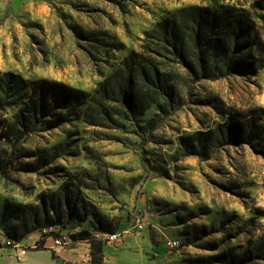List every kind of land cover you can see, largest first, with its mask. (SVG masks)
I'll list each match as a JSON object with an SVG mask.
<instances>
[{"label": "rangeland", "instance_id": "rangeland-1", "mask_svg": "<svg viewBox=\"0 0 264 264\" xmlns=\"http://www.w3.org/2000/svg\"><path fill=\"white\" fill-rule=\"evenodd\" d=\"M251 2L0 0V79L9 73L26 83L54 80L86 93L131 52L152 46L154 27L180 10L249 19L242 27L247 38L232 29L226 39L213 37L219 42L210 43L204 73L196 65L197 77L169 55L158 58L174 75L171 103L158 96L143 115L126 117L125 88L113 79L108 104L119 113L112 119L91 126L78 108L75 116L63 112L56 128L23 134L15 148L32 154L0 174V213L5 206L29 212L47 206L50 194L69 192L70 207L50 211L55 225L39 229L43 235L91 232L85 211L148 234L151 250L121 252L120 244H108L105 264H264V26ZM21 101L2 118L11 120ZM10 148L0 141V150ZM68 212L85 217L78 222ZM167 239L180 246L164 253Z\"/></svg>", "mask_w": 264, "mask_h": 264}, {"label": "trees", "instance_id": "trees-1", "mask_svg": "<svg viewBox=\"0 0 264 264\" xmlns=\"http://www.w3.org/2000/svg\"><path fill=\"white\" fill-rule=\"evenodd\" d=\"M250 9L254 18L264 26V0H252ZM176 15L154 27L152 46H143L141 49L144 53L131 52L122 60L117 73L99 84L91 93L82 92L54 80L38 79L26 83L18 76L3 74L0 79V141L4 140L10 145L11 150L9 153L0 150V174L12 168L21 158L30 157L32 154L15 148L23 134L35 131L39 127L56 128L65 122L63 112L71 111L75 116V111L83 108L82 120L91 126H97L102 120L107 121L112 119L111 116L118 115L119 112L112 111L107 98L109 90L113 88L112 83H115L113 79L119 81V91L125 88L121 101L124 108L122 113L125 112L126 117L135 118L137 115H143L154 105L158 96L167 103L172 101L174 75L169 65L159 62L158 58L171 56L174 62L185 65L189 73L197 77L196 65H199L204 73L207 55L213 53L210 50V43L213 40L219 42V38L213 37L226 39L231 29L237 32L240 38L248 37V32L242 28L246 19L249 20L245 13H239L233 18L227 17L223 11L211 14L208 9L190 7L180 10ZM161 68H166L168 72H160ZM19 99L22 100L21 108L12 119L2 118V112H5L6 108L19 105ZM159 108L162 109V106L159 105ZM24 167L31 168L32 165L25 163ZM49 197L47 206L43 202L40 206L27 208L29 212H16L17 209L25 210L26 207L5 206L6 212L0 213V230L4 236L9 240L21 242L33 231L55 225L56 220L50 215V211L56 215L58 205L69 208L71 196L69 192L63 194L54 192ZM67 216L78 222L85 216H90L91 232L113 234L118 232L121 226L119 218H108L93 211H85L82 218L74 217L69 212ZM91 232L83 231L75 239L88 240L89 264H105L103 255L105 242L95 238ZM40 247L41 242L37 248Z\"/></svg>", "mask_w": 264, "mask_h": 264}, {"label": "crops", "instance_id": "crops-1", "mask_svg": "<svg viewBox=\"0 0 264 264\" xmlns=\"http://www.w3.org/2000/svg\"><path fill=\"white\" fill-rule=\"evenodd\" d=\"M133 230L126 229L122 224L118 233L122 235L123 240L121 241L119 247H122L121 252L136 253L140 250H151L153 248L152 243L149 239L148 234L143 236L139 232L132 233ZM104 232H94L93 236L97 239H102ZM4 236L3 232L0 230V238ZM27 242V243H26ZM41 242V247L32 249V252L25 254L24 258L17 260L13 256V252L7 250L0 245V264H82L89 254L90 244L88 240L82 239H72L71 243L63 250L54 252L52 249V238L51 235H43L41 230H35L28 234L22 241V244L30 245V248L38 246ZM104 247H110L108 244L103 245V255ZM45 252L44 254H42ZM8 255H5V254ZM105 261L106 257L104 256ZM148 261V260H147ZM154 260L144 262L143 264H153Z\"/></svg>", "mask_w": 264, "mask_h": 264}, {"label": "built area", "instance_id": "built-area-1", "mask_svg": "<svg viewBox=\"0 0 264 264\" xmlns=\"http://www.w3.org/2000/svg\"><path fill=\"white\" fill-rule=\"evenodd\" d=\"M137 231L142 229V224H138L136 226ZM52 238V249L54 252L61 251L65 249L72 241V239L61 235H51ZM102 240L106 244H120L122 241V235L118 232L116 233H105ZM164 249L162 251L165 252H171L172 250H175L180 246V242L178 240L174 239H167L163 243ZM0 245L1 247H4L6 249H10L13 252V256L17 260H21L24 258L25 254L27 253L28 250L30 249H36L37 246H34L33 248H30L26 245H23L21 242H15L12 240L7 239L5 236L0 238ZM89 254L86 256L84 262L82 264H89Z\"/></svg>", "mask_w": 264, "mask_h": 264}]
</instances>
